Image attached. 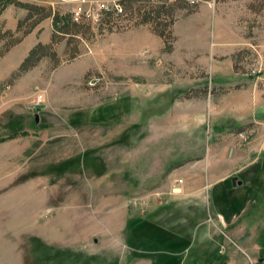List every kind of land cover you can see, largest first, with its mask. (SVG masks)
I'll return each mask as SVG.
<instances>
[{"label":"rangeland","instance_id":"1","mask_svg":"<svg viewBox=\"0 0 264 264\" xmlns=\"http://www.w3.org/2000/svg\"><path fill=\"white\" fill-rule=\"evenodd\" d=\"M19 3L88 17L6 77L22 37L0 19V264H263L197 186L209 149L264 120V0ZM121 212L132 231L101 219Z\"/></svg>","mask_w":264,"mask_h":264},{"label":"crops","instance_id":"2","mask_svg":"<svg viewBox=\"0 0 264 264\" xmlns=\"http://www.w3.org/2000/svg\"><path fill=\"white\" fill-rule=\"evenodd\" d=\"M20 1L36 2V0ZM44 4L52 5L47 2ZM53 11L51 7L50 13L53 14ZM24 16L25 11L23 9L12 7L6 9L0 15L4 30L14 32L17 21ZM51 32V17H48L37 23L28 34L11 46L2 55L4 64H7L4 65V68L7 69L3 75L6 77L16 69L35 45L48 44ZM8 60L13 61L14 64L8 65ZM228 121L230 123L226 122L227 132L234 129L235 124L238 123L235 118ZM257 124L259 127H256L255 134L242 145L241 149L230 148L231 143L235 140L232 131L228 132V141L224 147L207 151V171L205 172L204 183L201 177L197 188L201 191L205 189V205L203 206L208 217L220 221L221 225L226 228L227 235L243 251L252 256L264 257L262 247L256 244L260 228L264 225V206L262 209L260 208L264 204V120ZM231 179H234L233 183ZM99 185H101L100 182ZM196 206L201 208L202 205L197 203ZM129 217L126 212H121L118 216L114 215V217L109 218L103 216L101 219L104 223L112 222L113 219L116 221L122 219L123 225L118 230L121 233L126 228L132 231L130 224L126 225ZM129 246L132 249L130 243ZM105 248L107 249V246Z\"/></svg>","mask_w":264,"mask_h":264},{"label":"trees","instance_id":"3","mask_svg":"<svg viewBox=\"0 0 264 264\" xmlns=\"http://www.w3.org/2000/svg\"><path fill=\"white\" fill-rule=\"evenodd\" d=\"M120 3L123 4V2ZM7 5H13L17 8L23 9L26 12L25 16L21 20L17 21L15 28V34H19L20 37H23L26 34H28L37 23H39L42 19L50 15V12H46L45 14L46 10L42 7L31 4H22L14 0H3L0 3V13ZM50 16H51V26H52V36L50 39L51 42H53L54 40L53 38L54 34L64 33L63 30L77 27V24L71 20V17L68 14L64 16H59L57 13H53ZM12 35L13 34L5 31L2 33L1 37L12 36ZM16 41L18 40L15 39L14 41L9 42L4 49H6L8 46L12 44H15ZM47 49H48L47 45H41V44L35 45L28 52L27 56L23 59V61L19 64L17 71L20 73L25 72L28 69L34 67L41 59L49 58ZM139 222H141V220H137L133 222L131 225L134 226Z\"/></svg>","mask_w":264,"mask_h":264},{"label":"built area","instance_id":"4","mask_svg":"<svg viewBox=\"0 0 264 264\" xmlns=\"http://www.w3.org/2000/svg\"><path fill=\"white\" fill-rule=\"evenodd\" d=\"M114 7V10L115 11H118V12H120V9L119 8H117V6H113ZM97 8L99 9L98 11H102V12H105V11H108V7L107 6H102V5H99V6H97ZM112 8H110V10H111ZM109 10V11H110ZM87 12H82L81 11V9L80 8H77L74 12H73V17H72V20L74 21V22H76L79 18H80V16H85L86 18L88 17V15L86 14ZM262 263L264 264V259H262Z\"/></svg>","mask_w":264,"mask_h":264},{"label":"water","instance_id":"5","mask_svg":"<svg viewBox=\"0 0 264 264\" xmlns=\"http://www.w3.org/2000/svg\"><path fill=\"white\" fill-rule=\"evenodd\" d=\"M34 122H35V123L37 122L36 117H34ZM231 182L233 183V182H234V179H231Z\"/></svg>","mask_w":264,"mask_h":264}]
</instances>
